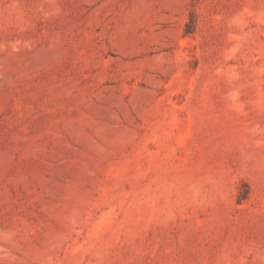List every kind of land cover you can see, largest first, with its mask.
<instances>
[{
    "label": "rangeland",
    "instance_id": "obj_1",
    "mask_svg": "<svg viewBox=\"0 0 264 264\" xmlns=\"http://www.w3.org/2000/svg\"><path fill=\"white\" fill-rule=\"evenodd\" d=\"M0 264H264V0H0Z\"/></svg>",
    "mask_w": 264,
    "mask_h": 264
}]
</instances>
